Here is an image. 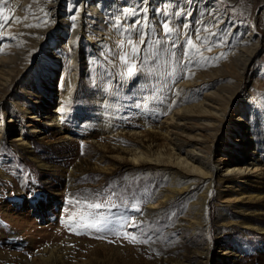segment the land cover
<instances>
[{
    "label": "rangeland",
    "instance_id": "obj_1",
    "mask_svg": "<svg viewBox=\"0 0 264 264\" xmlns=\"http://www.w3.org/2000/svg\"><path fill=\"white\" fill-rule=\"evenodd\" d=\"M21 1L20 13L14 0L0 4V83L1 62L12 58L8 69L19 78L6 102L26 103L23 130L0 134V264H264V165L246 182L231 175L229 187L219 177L188 174L176 154L187 151L189 135L211 138L214 127L175 114H200L210 93L227 101L237 90L244 57L212 21L221 7L260 40L245 92L234 96L227 119L232 144L249 128L259 149L253 156L264 164V1L201 0L204 13L187 19L183 3L190 0H91L96 13L78 18L86 22L77 67L65 45L79 31L73 17L82 0L74 12L67 3L56 6V23L39 44L48 0ZM134 20L145 45L129 42ZM134 46L141 59L122 62ZM59 112L66 128L46 124ZM235 114L252 118L251 125L232 121ZM104 121L113 132L101 133ZM34 127L41 129L35 136ZM24 135L30 144L17 140ZM227 147L231 154L222 146L212 155L224 173L252 160L240 146Z\"/></svg>",
    "mask_w": 264,
    "mask_h": 264
},
{
    "label": "bare ground",
    "instance_id": "obj_2",
    "mask_svg": "<svg viewBox=\"0 0 264 264\" xmlns=\"http://www.w3.org/2000/svg\"><path fill=\"white\" fill-rule=\"evenodd\" d=\"M150 1L151 0H144L143 3L145 4L146 2L148 3ZM76 2L77 0H48L47 6L49 10L46 11V16H44V21L45 23H49V24L35 34L36 39L37 38L41 39L38 41L37 44L42 43V41L47 37V35L49 34L48 33L49 26L55 25L56 23L55 16L58 15L56 6L57 5L60 6V4L67 3V5H65L68 8L67 10H71L72 12H74L73 7ZM90 2L91 0H82L83 4L76 9L75 15L73 14L75 16V18H73L75 19L74 24H76L79 27V31H75V30L72 31L73 33L71 35V38L67 41L65 45L67 48V54L70 57L69 62L71 65H74L75 67H77L79 64V60L76 59V56L79 55L78 57H82L83 52H84L83 44L80 42L79 38L81 36L82 31L84 30L83 23L86 22L84 21L80 23L78 21V18H81V16L83 15L85 11L95 14L98 8V4H94L93 6H91ZM14 4L16 5V8H18L17 12L19 13L22 12V10L25 8V3H23L21 0H14ZM183 4H184V7H186L190 11L187 19L190 18L191 14H201L200 12H203L202 9H204L203 3L201 0H190ZM162 7L165 8V6L163 5ZM216 10L217 12L214 14L216 16L215 17L214 15L212 16L214 17L212 21L218 20L219 22L218 31L223 32L226 30L225 32L226 42L225 43L227 45L229 42L232 43L233 44L232 46H234V48L238 52H240L242 56L244 57V64L242 68H240L239 70L240 72L238 73L240 80H239V83L236 85L237 90L233 92L234 96H243V93L245 92L244 89L246 88L245 85L247 81L249 80V76L247 75L248 63H250L251 60L253 59V56L255 55V52L258 49L257 47L259 45L260 40L257 39L256 30L252 28V26L251 28L247 27L246 30H244L245 27L243 26V24L238 21H233L232 18L228 14L224 13L221 7L216 8ZM72 12L67 11L68 13L67 15L71 16ZM230 25H232V28L230 27ZM252 25L254 24L252 23ZM234 30H238L240 34L245 31L247 35L244 36L243 34L242 36L244 37H241V38L238 35L239 36L238 38L236 37L237 34L236 36L234 35L235 33ZM91 47L92 46L89 45L88 49H90ZM12 61L13 60L11 58L9 59V61L1 62L2 63L1 70L3 72L2 74L6 76V78L0 83V114H1L0 134L1 135L2 134L5 135L7 131H12L18 126L21 128V130H23V128L26 126V121L24 117H22V114H21L23 110H26L25 109L26 103L24 102L22 103V105H20L19 103L18 106L12 103V105L10 106V104L6 102V99L8 98L11 101V98L15 94V87H16V84H18L17 79L19 78L18 76H15L12 73V71L8 69L9 65L12 64ZM215 91L210 93L208 96H206L202 104L198 106L200 110V114H194V112L189 110L190 108L188 109L183 108L175 113L176 115H179V116L182 114L183 116L188 117L189 119L197 118V119H201L204 121L208 119V121L205 123L208 125H212L214 127L211 130V135H210L211 138H205L200 135H189L187 139H185L188 149L187 151H183L184 152L183 155H180L178 153L176 154V165L180 167L181 169L185 170L188 174H200L202 176L211 175L212 182H215V178L219 177L220 182L224 183L226 187H229L231 180H232L231 175L236 174L239 176V180L241 182H246V179L248 178V176L258 172L264 164L262 163L260 158L255 157L258 155V150H259L258 144L253 142V139H252L253 133H251V130L249 128L246 129L248 135L243 137L241 142L239 140V143H240L239 145L232 144L234 143V141L230 139L231 138L230 134L233 132L232 127L234 126H232V123L230 124L228 122L227 113L230 110V104L233 101L234 96L233 98L226 101V97H223L224 95H222L221 92L219 91L215 92ZM66 97L67 96H64V95L61 96V102L59 104V109L57 111L61 110L64 107L65 105L64 102H66L65 100ZM220 105H223V107ZM34 113H37V112L35 111ZM233 116H235V120L233 119L232 121H235L237 123L241 122L243 124H247L248 126L251 125L250 119L252 118H250L248 121V119L246 118L247 116L245 117L242 114L240 115L235 114ZM30 118L34 119L35 115L33 114ZM66 118L67 117H64L63 114L59 112V114H55L49 117V119L47 120L48 122H46V124L53 126L55 125V123L58 122L61 128H64ZM172 121H175V116L172 117ZM99 125L101 126L100 127V131H102L101 133L108 134V133L113 132L111 125L108 123H105V121ZM28 126L31 127L32 126L31 123L28 124ZM178 126L183 127L184 129L183 131L185 132L187 130H190L189 127H186L185 125L182 126L178 124ZM40 130L41 129H39L38 127H34L31 129V134L35 136L40 132ZM17 140H21L22 143H27V144L31 143L26 140V135H24V137H19ZM227 145L233 146V147L240 146L239 147L240 151L245 156L246 154L247 156L249 154L251 156L249 158L252 160H250L249 164L245 167L243 166L228 167L225 169L226 171L224 173L223 168H221L219 165L214 164L212 155L216 153L218 150H220L222 146H223L222 152L231 154L232 150L228 148ZM252 145H253V149L251 148ZM138 159H139L138 155H135V157H133V160L135 162H138ZM238 190H240V188H236L234 192H237Z\"/></svg>",
    "mask_w": 264,
    "mask_h": 264
},
{
    "label": "snow or ice",
    "instance_id": "obj_3",
    "mask_svg": "<svg viewBox=\"0 0 264 264\" xmlns=\"http://www.w3.org/2000/svg\"><path fill=\"white\" fill-rule=\"evenodd\" d=\"M6 0H0V4H3L5 3ZM75 18V17H73ZM4 19H7V17H4ZM140 25H141V21L139 20H134L132 22V24L129 26V29L127 31H129L130 33H135V37H133L132 35H129V42L131 43L132 40L135 38L137 40H139V43L140 45H145L146 44V41H145V37H144V34L143 32L141 31V28H140ZM3 25L0 24V27H2ZM162 27L164 29H169V24L167 22H165ZM205 31H207V29H204ZM168 33H165V35H167ZM211 35H215L214 33H210ZM197 38L199 39V30L197 31ZM173 47H179V45H176L174 42H173ZM183 55H187V53H183ZM120 59L122 62L124 63H127L128 60H137V59H141V49L140 48H136L134 46L133 48V51L130 52V53H122L121 56H120ZM142 62V60H141ZM134 74V70L133 68H128L127 70V75L128 76H132ZM93 207H96V208H100L101 205L100 204H96V205H93Z\"/></svg>",
    "mask_w": 264,
    "mask_h": 264
}]
</instances>
